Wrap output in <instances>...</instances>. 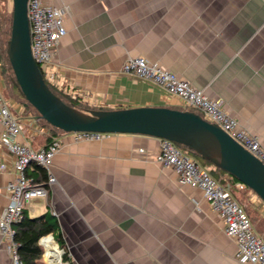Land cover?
Wrapping results in <instances>:
<instances>
[{"label": "crops", "instance_id": "crops-1", "mask_svg": "<svg viewBox=\"0 0 264 264\" xmlns=\"http://www.w3.org/2000/svg\"><path fill=\"white\" fill-rule=\"evenodd\" d=\"M45 2L67 12L55 65L61 80L79 93L77 99L65 97L82 109L183 108L162 87L123 72L128 56H142L221 99L264 146V0ZM0 85L4 95L3 78ZM15 93L5 99L22 124L18 140L35 149L54 136L62 143L51 166L57 181L47 198L26 210L58 223L70 264H244L236 240L225 232V218L203 190L179 184L172 168L155 161L160 138L109 133L77 141L71 132L52 131ZM3 130L0 123V137ZM13 161L0 143V163L8 165L0 170V216L10 202ZM198 162L219 182L231 183V195L264 238V201L240 189L241 181L226 171ZM42 243L47 252L64 249L53 233ZM10 260L0 232V264Z\"/></svg>", "mask_w": 264, "mask_h": 264}, {"label": "built area", "instance_id": "built-area-1", "mask_svg": "<svg viewBox=\"0 0 264 264\" xmlns=\"http://www.w3.org/2000/svg\"><path fill=\"white\" fill-rule=\"evenodd\" d=\"M66 13L62 8L47 5L45 0H28L32 55L49 85L64 96L77 99L78 91L61 80L58 67L55 65L59 42L67 33ZM122 70L125 74L139 77L162 87L169 94L178 97L183 108L200 110L207 120L220 125L264 163V146L259 136L243 127L239 120L228 112L221 99L207 95L174 71L159 63L150 62L142 56H128ZM2 78L0 62V81ZM0 123L4 125L0 143L13 155L12 169L15 176L7 186L10 202L0 216V232L4 240V248L10 254V264H25L19 252L20 243L15 238L16 224L22 220L25 209L30 206L32 201L48 197L49 187L57 181L51 172V166L55 156L61 150L62 143L57 136L52 137L46 146L39 149L20 142L18 137L21 134L22 124L12 113L3 95L1 85ZM71 133L77 141L100 140L105 135V133L93 131ZM141 152L143 153L145 150L141 149ZM155 161L172 168L177 174L179 184L203 190L212 209L221 213L225 218V232L237 242L238 261L244 264H264V238L256 233L250 217L231 195L230 182H219L207 168L192 158L186 149L168 139H161L160 151L156 155ZM34 163L48 171L49 176L46 181H38L29 172ZM7 169L6 163H0L1 171ZM237 186L240 189L247 188L243 182H239ZM45 237L41 238V244ZM61 251L63 260L65 251L64 249ZM65 263L70 264L69 262Z\"/></svg>", "mask_w": 264, "mask_h": 264}, {"label": "water", "instance_id": "water-1", "mask_svg": "<svg viewBox=\"0 0 264 264\" xmlns=\"http://www.w3.org/2000/svg\"><path fill=\"white\" fill-rule=\"evenodd\" d=\"M7 55L13 82L26 104L61 131L131 133L171 140L243 182L264 201V163L197 111L165 106L82 109L65 102L50 88L32 55L28 0H13Z\"/></svg>", "mask_w": 264, "mask_h": 264}, {"label": "trees", "instance_id": "trees-1", "mask_svg": "<svg viewBox=\"0 0 264 264\" xmlns=\"http://www.w3.org/2000/svg\"><path fill=\"white\" fill-rule=\"evenodd\" d=\"M11 20H13L12 16H11V18H8L5 11H3V10L0 11V36H1V34L5 33V32L7 33V35H9V34L11 35L10 27L8 30H6V28L8 27V23H9V25L11 24V22H12ZM7 42L8 41H4L3 46L1 48V37H0V62H1L2 77H3L4 81L6 82V85H7V83H9L12 86V90L15 89V92H16L15 97L18 98L19 100H21L22 102L26 103V100L22 97L18 88L16 87V85L13 82L14 73H13L12 66L10 64L9 57L7 55ZM49 86L57 95L62 97L65 102H67L68 104H75L77 107H79L76 103H74L73 100L66 98L56 88H54L51 85H49ZM29 106L34 111V113L39 116L38 111L34 107H32L31 105H29ZM80 108H82V107H80ZM177 109H185V108H177ZM40 119H41V121H43V123L46 126H48L50 129H52V131H60V129L51 125L46 120H44L42 118H40ZM180 146H182V145H180ZM182 147L184 149L188 150L187 147H185V146H182ZM192 153H194V152H192ZM194 154L196 155L195 156L196 160H198V161L202 160L204 162V164H206V165L215 166L211 162L203 159L199 154H197V153H194ZM32 166L34 169V170H32V173H34V175H35V172L38 171V175H40L37 178V180L38 181H45L46 180L45 179L46 178L45 168H43L42 166H39L35 163ZM216 169L218 171H222V172L226 173L223 169H221L219 167H216ZM211 172H213V170H211ZM223 182H224V179H223L222 183ZM248 189H250V188H248ZM16 230H17V232L15 235V238H16V241H18L20 243L19 252H20V256H21V258L25 264H39V261L42 259L43 254H44V249H43L42 245L40 244V240L42 237L47 236V235L52 234V233L55 236V240L58 243H60L61 248L65 249V253L63 255V261L64 262L69 261V256L67 254V250H66L65 245H64L62 234L59 231L58 223L56 221H53V218L51 216H49L48 214H42L40 216L32 217L29 215V213L25 209L24 216H23L22 220L16 224ZM46 255L49 258V260L54 259V256L49 255V254H46ZM44 261L47 263V261L45 259H44Z\"/></svg>", "mask_w": 264, "mask_h": 264}, {"label": "rangeland", "instance_id": "rangeland-1", "mask_svg": "<svg viewBox=\"0 0 264 264\" xmlns=\"http://www.w3.org/2000/svg\"><path fill=\"white\" fill-rule=\"evenodd\" d=\"M5 11L6 12V14H7V17L8 18H11V16H12V18H13V0H0V11ZM12 21V20H11ZM11 26H12V22H11V24L9 25V23H8V27L6 28V30H8L9 29V27H10V33H11ZM5 30V31H6ZM1 48H2V46H3V42L4 41H8L9 40V38H10V34L9 35H7V33L5 32V33H3V34H1ZM7 88H6V90H7V92L5 91L4 92V97L5 98H7L8 96H7V94H9L10 93V95H12V86L9 84V83H7ZM76 104H79V103H76ZM194 111H197V112H199L201 115H203L204 117H205V115L200 111V110H195V109H193ZM187 152H188V154L192 157V158H194V159H196L195 158V154L194 153H192L191 151H189V150H187ZM203 165H205L206 167H208V168H212L213 166H210V165H206V164H204V162L202 161V160H199ZM43 249H44V247H43ZM43 258V257H42ZM43 262H42V264H46L45 263V261H44V259H41ZM46 260V259H45ZM47 261V260H46ZM50 261V262H49ZM47 263L48 264H59L58 263V259H53V260H49L48 259V261H47Z\"/></svg>", "mask_w": 264, "mask_h": 264}, {"label": "bare ground", "instance_id": "bare-ground-1", "mask_svg": "<svg viewBox=\"0 0 264 264\" xmlns=\"http://www.w3.org/2000/svg\"><path fill=\"white\" fill-rule=\"evenodd\" d=\"M49 236V235H48ZM48 236H46V237H48ZM43 244V243H42ZM43 246L44 247H46V245L45 244H43ZM47 248V247H46ZM46 248H45V254H44V258L48 261V257H47V255H46V253H48V254H51V255H56V257L58 258V263L59 264H68V263H65V262H62L63 260L61 259V252H59V250H57V248H55L54 246L53 247H51L50 248V251H48L47 252V250H46ZM61 250V249H60ZM50 262V261H49Z\"/></svg>", "mask_w": 264, "mask_h": 264}]
</instances>
